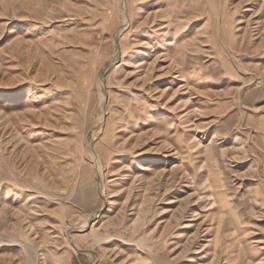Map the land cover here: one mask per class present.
Wrapping results in <instances>:
<instances>
[{
    "label": "rangeland",
    "instance_id": "obj_1",
    "mask_svg": "<svg viewBox=\"0 0 264 264\" xmlns=\"http://www.w3.org/2000/svg\"><path fill=\"white\" fill-rule=\"evenodd\" d=\"M0 264H264V0H0Z\"/></svg>",
    "mask_w": 264,
    "mask_h": 264
},
{
    "label": "bare ground",
    "instance_id": "obj_2",
    "mask_svg": "<svg viewBox=\"0 0 264 264\" xmlns=\"http://www.w3.org/2000/svg\"><path fill=\"white\" fill-rule=\"evenodd\" d=\"M125 21H127V18L125 19ZM146 169V168H145ZM148 169V168H147Z\"/></svg>",
    "mask_w": 264,
    "mask_h": 264
}]
</instances>
